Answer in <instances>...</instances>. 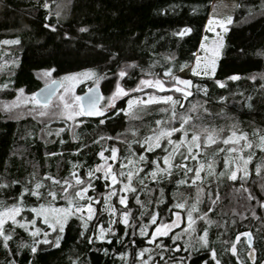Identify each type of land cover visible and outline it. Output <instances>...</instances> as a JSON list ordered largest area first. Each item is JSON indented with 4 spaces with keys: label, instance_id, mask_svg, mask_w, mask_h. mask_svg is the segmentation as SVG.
I'll list each match as a JSON object with an SVG mask.
<instances>
[{
    "label": "trees",
    "instance_id": "trees-1",
    "mask_svg": "<svg viewBox=\"0 0 264 264\" xmlns=\"http://www.w3.org/2000/svg\"><path fill=\"white\" fill-rule=\"evenodd\" d=\"M212 2L0 0V64L6 60V66H0V85H8L0 88V184L8 185L0 188V201L7 205L16 203L24 188L33 189L41 183L43 187L39 191L42 198L37 200L25 195V211L21 215L30 217L29 209L41 203H65L66 200L59 195L65 179L74 183L72 173L75 172L87 181V171L99 164L98 153L102 149L117 147L120 159L129 155V145L124 141L151 135V129L156 127L155 121L166 118L160 109L169 107L160 104L149 106L152 110L141 118H129L119 112L133 96L153 92L151 88L144 87L140 92L129 91V95L122 97L115 108L105 111L103 117L83 116L79 126L60 131L57 123L47 116L41 117L37 112L14 113L5 108L19 89L32 95L51 79L61 80L67 75L85 71H93L101 77L99 87L103 97L113 92L117 83L126 90L136 88L141 79L160 78L167 83L168 78L164 77L167 69L171 68L178 76L182 65L185 69L193 63L205 34ZM45 25H51L55 30ZM81 28L87 31L81 32ZM184 28L192 31L185 36L176 35ZM16 40L19 43H4ZM121 70L127 72L123 78L118 75ZM46 71H51L50 77L44 76ZM233 75L239 79H229ZM190 80L201 90L197 92L193 87V95L187 100L173 92L174 98L180 99L184 105V108H178V112L183 113L192 104H199L202 107L199 108L197 124L217 128L236 124L253 140L255 137L251 133L254 129L264 132V0H237L233 22L223 38L215 74L212 78ZM216 81L223 83L224 87ZM86 85L90 87L94 82L82 84L78 89L80 95ZM221 97L226 100L221 101ZM204 108L210 114L204 113ZM130 130H138L137 136L134 137ZM102 136L106 139L101 140ZM131 151L139 155V145L133 143ZM209 151V158H212ZM248 151L245 150V156ZM252 151L256 155L248 165L247 177L238 176L236 181L228 179L230 173L224 169L223 163L226 152H219L214 157L215 175L208 177L206 170L202 172L204 182L197 183L204 191L197 204L198 211L193 213L195 231L188 237L180 234L181 238L173 240L174 233L171 232L149 243L150 236L139 234L141 220L138 218L142 209L135 202V195H139L148 212H159L157 223L170 222L173 215L168 209L179 211L173 208L174 204L186 202V207L190 208L196 202V186H190V180L185 185L176 184V180L182 178L181 173L160 184L146 179L148 187L143 191L134 182L138 192L129 194L133 227L126 229L127 235L123 224L113 225L115 235L108 234L105 240L97 241L93 233L98 234L101 225L107 228L109 220L107 212L98 211L87 229L77 216L70 217L63 233L49 234L52 243H40L37 252L32 253L33 237L18 225L6 223L5 232L12 233V239L5 248L0 237V264H138L141 261L138 253L144 248L151 249L143 255L148 264H216L211 255L213 250L221 264H264V207L261 206L264 204V167L259 174L256 171L264 153L259 149ZM159 152L158 149L157 154ZM187 163L190 166L196 164L195 161ZM220 172L225 175L220 176ZM47 177H53L61 184H53ZM93 183L95 190L90 189L88 195L99 198L101 193L109 191L103 179ZM161 188L164 190V203L157 205ZM50 190L58 193L55 200L48 195ZM113 203L118 210L123 207L117 197H113ZM97 207H103V204ZM205 213L206 219H197ZM183 214L186 213L183 211ZM149 219L146 215L143 223L147 224ZM205 229L208 233L206 246L199 239ZM153 230L154 226L149 225L148 231ZM245 232L251 233V248L242 235L240 241H236L237 235ZM57 235L60 236L58 247L55 246ZM88 237H93L92 243ZM160 243L165 249L178 247L179 250H164L161 259L162 249L156 247ZM233 243L237 246L235 256L230 251ZM249 252H252V258H249ZM121 253L125 254L123 259Z\"/></svg>",
    "mask_w": 264,
    "mask_h": 264
},
{
    "label": "snow or ice",
    "instance_id": "snow-or-ice-1",
    "mask_svg": "<svg viewBox=\"0 0 264 264\" xmlns=\"http://www.w3.org/2000/svg\"><path fill=\"white\" fill-rule=\"evenodd\" d=\"M47 7V5H45ZM219 24L220 28L224 32L228 31L226 24H231L233 18L229 16L226 21L218 20L215 21ZM214 21L209 20L207 31L215 32V28L212 27ZM46 27H52L53 31L55 28L51 25H45ZM81 32H86V28H81ZM192 31L191 28H184L183 30L176 33L178 36H185ZM205 40L208 38L205 37ZM4 43H19L16 41H4ZM206 53L211 54V58L206 56L205 64L203 70H201V57L196 56L195 66L192 67L191 71L195 76H208L214 75L216 71V60L220 55V50L223 47V36L216 32V39L213 40L212 46L209 47L204 43L200 45ZM134 66V65H133ZM181 66V70H183ZM119 77L123 78L127 75L125 70L119 72ZM44 76L50 77L51 71H46ZM164 77L168 78L167 83L164 79L154 78V79H141L139 84L134 89L126 90L124 87L117 83L115 86V91L108 98L105 108L98 107L100 99H103L99 95L98 87L101 77L93 71H85L82 73H74L65 76L62 81H51V88L49 85L45 86L40 93H33L30 97H25L24 103H32L33 105L39 106L42 109H48L51 105L52 97L55 91V86L57 84L64 88V92L58 97L59 104L58 108L62 111L60 115L66 117L68 120L75 121L76 117L81 116H97L103 117L105 111L108 108H115V101L121 97H126L129 95V91L140 92L144 87L156 89L160 93H166L168 91H173L174 93H179L184 100L193 95L191 89L196 88V91L201 90L199 85H193V82L188 79H182L179 76H175L171 68L164 72ZM231 80H238L239 76L233 75L229 77ZM254 79V78H253ZM84 80H93L94 86L88 89V94L85 96H77L74 94V88L77 83H81ZM67 82V84H65ZM220 87H224V84L220 81H216ZM8 85H0V88H7ZM206 94V89H204ZM19 94L24 93V89L18 90ZM44 95L43 100H41V94ZM73 93L71 97L67 94ZM19 99V97H18ZM251 99V97H249ZM221 101H225V97L220 98ZM206 103V101H205ZM165 104L168 108L160 109L161 112L165 113L166 118L159 119L155 121V128L151 129V135L143 137V139H134L133 141H124L129 145V155L120 159L118 153L119 149L117 147H111L107 150H101L98 155L102 161L96 165L94 169H89L87 171V181L82 179L75 172L72 173V178L74 183L65 179L61 184V181L56 180L53 177H47L51 179L53 184H61V190L59 195L66 200L67 206L63 208L54 207L51 204H39L38 207H31L29 211L35 214V217H42L43 223L47 225L52 231H58L63 233L65 229V224L68 219L72 216L79 214V219L82 220L83 227L87 229L88 222L92 221L94 217L97 216L98 211L103 213L107 212L109 215L108 227L105 228L103 225L99 227V234L93 233V237L97 240H105L108 234L115 235L113 225L123 224L125 226V235H127L126 229L128 227H133L130 220L133 216L132 210L129 208V194L135 195L138 192V187L134 186V182L139 186V190H146L148 185L145 184V180L148 179L156 184H160L165 180H170L174 175H180L182 173V178L176 180L177 185H185L191 181L190 186H196V202H194L190 208L187 209V228L185 231H195L194 225L196 220L193 217V213L198 211L197 204L200 202V194L204 191L202 187L197 183L198 181L202 184L204 182V176L202 172H205L208 177L215 175V155L219 152H226L229 155L224 157L223 163L224 167L229 170L228 179L236 181L238 179V173L243 172V176L247 177L249 175L248 165L253 161L256 155L253 149H259L261 153H264V132L261 129H254L251 133L255 140L250 139V134L239 128L238 125L233 124L228 128H217L213 126H205L203 124H197L199 116V108L202 107L199 104H192L185 112H178V108H184L180 99L174 98L173 95H156L149 94L147 99H141L140 97H135L134 99L128 100L127 109H119V112H123L126 115H131L133 118H141L143 114L148 113L152 109L149 106ZM12 106H15L12 105ZM9 105H5L8 108ZM136 109L137 111H134ZM204 113L210 114L207 108L203 109ZM40 116L47 115V112L41 110L39 112ZM100 123L103 124L104 120L101 119ZM60 131H63L61 129ZM132 135L135 137L138 134V130H130ZM51 134V133H49ZM59 133H57L58 135ZM101 140L106 139V137H100ZM107 139H112V137H107ZM63 143V141H61ZM98 142V141H94ZM135 143L139 145V155L137 152L131 151V145ZM223 145L224 147H221ZM215 146V147H213ZM160 150L157 154V150ZM249 150L248 154L245 156V150ZM211 150V157L209 154ZM105 151L110 152V155H105ZM145 153L151 155H145ZM50 155H56L51 153ZM153 156L155 158H153ZM203 156V159L201 158ZM126 161V162H125ZM187 161H195L196 164L189 166ZM118 165V167H115ZM230 165H235L234 170L230 168ZM264 167V155L261 156V163L256 165V171L259 174L261 168ZM100 173L101 175H97ZM141 173H144L141 176ZM189 173L193 175L189 176ZM220 176H224V172L219 173ZM103 179L105 181V187L109 189L106 193H101L99 198H94L88 195L89 190H95L94 180ZM110 182V183H109ZM8 185L0 184V188H6ZM43 185L37 183L33 189L24 188L19 194L18 201L11 205L5 204L0 201V237L3 238L4 247L8 248V242L12 239V233H6L4 225L6 221H11L13 226H19L25 231H30V235L33 237V244L30 248L32 253L37 252V245L40 243L50 244L52 241L48 239L49 232L42 230L40 227H35L37 220L24 218L17 220L18 216L25 211L24 207V197L25 195L36 197L37 200L42 198V193L39 191ZM71 189L72 191H69ZM247 191V189H245ZM161 198L156 201L157 205L164 203L163 188L160 189ZM48 195L55 200L58 196L56 191H49ZM113 197L118 198L119 205L123 206L121 209H117L113 203ZM218 198V197H217ZM249 199H252L249 196ZM135 202L140 206L142 211H140L141 220L139 224V234L140 236H150L149 243H153L158 237H165L169 235V232L178 227L181 223V214L178 211H173L169 208L168 211L175 216V219L171 223H165L161 221L157 223L159 212H148L145 204L141 201L139 195H135ZM151 202V201H149ZM103 204V207H97ZM215 204V201H212ZM264 207V204L261 205ZM175 209L184 210L186 208V202H178L173 205ZM212 209L210 208L209 211ZM148 216L149 222L143 223V218ZM207 214L204 216H199L197 219H206ZM208 223H211L209 220ZM149 225L154 226V231L149 232ZM31 226V230H30ZM43 234V239H37ZM83 235V233H81ZM207 229L204 230V234L199 237L203 245L206 246L207 241ZM135 235V232H133ZM244 236L247 238L249 248L252 247L251 233L245 232L237 235L236 241H240V237ZM93 237H88L89 243L93 242ZM178 236H173L171 239L176 240ZM60 236L57 235L55 239V246H59ZM135 243V241H132ZM111 243V241H109ZM23 246V245H21ZM156 247L161 248L160 253L161 259H163V251H176L177 249L167 248L160 243L156 244ZM151 249L144 248L138 253V256L143 257L145 252H150ZM230 251L235 256L237 255L236 243H233ZM107 252V249H105ZM212 259L216 261V264H221L219 260H216L215 250L211 253ZM252 252H249V258H252ZM125 254L121 253V259H123ZM152 257L149 256V260ZM14 264V262H13ZM143 264H148V261H143Z\"/></svg>",
    "mask_w": 264,
    "mask_h": 264
},
{
    "label": "rangeland",
    "instance_id": "rangeland-1",
    "mask_svg": "<svg viewBox=\"0 0 264 264\" xmlns=\"http://www.w3.org/2000/svg\"><path fill=\"white\" fill-rule=\"evenodd\" d=\"M236 3H237V0H213L212 5H211V9H210V11H209V15H208V17H207L206 25H205V34H204V36H203V38H202L201 43H204L205 45L211 47V46H212V42H213V40L216 39V32H219V33L223 36V38H224L226 32H224L223 29L220 28L219 24H217L215 21H218V20H224V21H226L227 18H228L229 16H231V17L233 18L234 11H235V7H236ZM210 19L214 21L212 27L215 28V32L207 31L208 22H209ZM225 26L228 28L229 24H226ZM205 37H207L208 39L205 40V39H204ZM201 43H200V45H201ZM196 56H200V57H201V70H203L204 64H205V62H206L204 58H205L206 56H208L209 58H211V54H210V53H206V52H205L203 49H201V47L199 46V50H198V52H197L196 55H195V58H194L193 63H192L190 66H188V67H186L185 69H183V70L180 71V73H179V75H178L180 78L190 80V79H192V78H212V77H213V75H211V74L208 75V76H204V75L195 76V75H193L191 69H192V67L195 66V63H196ZM219 57H220V55H219ZM219 57H218L217 60H216V65H217V62H218ZM3 60H4V59H3ZM5 63H6V60L3 61V62L0 64V66H6ZM70 75H71V74H70ZM67 76H68V75H67ZM63 78H64V77H63ZM63 78L61 79V81L63 80ZM53 80H54V79H53ZM51 81H52V79L49 80V81H47V82H45V84H47V83H49V82H51ZM89 81L94 82L93 80H84V81L81 82V83H77V84L75 85V88H74V94L77 95V96H80V94L78 93V89L80 88V86H81L82 84H86V83L89 82ZM65 84H67V82H65ZM88 88H89V86L86 85V86L84 87V90H87ZM152 90H153V92H151V93H146V92H145V93H143V94H140L139 96H133V97L130 98V99H134L135 97H140L141 99H147L149 94H156V95H173V96H174L173 91H168V92H166L165 94H161V93H160L158 90H156V89H152ZM114 91H115V89H114ZM114 91H113V92H114ZM63 92H64V88H63V87H60L59 90L57 91L56 95H55L54 98L52 99V101H51V105H50V107H49L48 109H42V108H38V109H36L35 105H33L32 103H24L23 101H24L25 97H30L31 95L26 94V93L19 94V92H17V94L15 95V97H14L12 100H10L9 102L6 103V105H9V107H8L7 109H8L9 111H11V110L14 111V113H15V112H20V113H32V114H35L36 112L39 114V112H40L41 110H44V111L47 112V115H45V116H41V117H45V118H46V116H47V118H48L49 120H53L52 122H56V123H57V126H59L60 129H65V128H67V127H71V126H72V127H77V126H79V125L83 122V120H82V117H83V116H81V117H76L75 121H73V120H68L66 117L60 115V112L62 111V109L57 107V105L60 103L58 97H59V95H60L61 93H63ZM113 92H111L110 94H108V95L105 96V97L102 96V97H103V99L101 100V108H102V109L105 108V106H106V104H107V100H108V98L112 95ZM154 92H155V93H154ZM176 94H178V93H176ZM67 95H68L69 97H71V96L73 95V93H68ZM18 97H19V99H18ZM121 98H122V97H121ZM121 98H119V99H117V100L115 101V105H116V103H117ZM14 104H15V106H12V105H14ZM160 105H162V107H168V105H165V104H160ZM127 107H128V101H127L126 106H125L124 109H127ZM111 109H112V108H108L106 111H109V110H111ZM134 111H137V110L134 109ZM123 114L126 115L125 113H123ZM143 115H144V114H143ZM143 115H142V116H143ZM126 116L129 117V118H133L131 115H126ZM105 155H106V156H107V155H110V152L105 151ZM226 155H229V154L226 153ZM125 162H126V161H125ZM187 162H189V161H187ZM187 162H186V163H187ZM99 163H102L100 157H99ZM188 164H189V163H188ZM189 166H190V165H189ZM231 168L234 170L235 165H232ZM224 169H226V168L224 167ZM191 175H193V174H192V173H189V176H191ZM238 176H243V172H242V171L239 172V173H238ZM72 180L74 181V179H72ZM109 183H110V182H109ZM200 196H202V193L200 194ZM200 198H201V197H200ZM51 205L54 206V207L63 208V207H66V206H67V202H65V203H63V204H54V203H53V204H51ZM37 207H38V206H37ZM188 208H189V207H188ZM188 208L186 207L184 210L178 209V210H179L178 212H180V214H181V223H180V225H179L178 227L173 228V229L169 232V234H171V232H173V233H174V236H178L179 238H181V237H180V236H181L180 234L184 235L185 237H188V236L192 235V233H193L194 231H185V229H186L187 226H188V225H187V209H188ZM183 211H184L186 214H183ZM194 213H195V212H194ZM76 216L79 217V214H77ZM24 218L36 219V220H37V223H36L35 227H40L42 230H46V231H48L50 235H52V234H54V233H59L58 231H52L51 229H49V228L47 227V225H45V224L43 223V218H42V217H35V214H34V213H31L30 217H28V216H23V215L18 216V217H17V220H21V219H24ZM174 219H175V216L173 215L172 220H174ZM68 220H69V219H68ZM172 220H171V221H172ZM80 221L82 222V224L84 223L82 220H80ZM171 221L168 222V223H171ZM8 222L11 223V221H6V223H8ZM90 222H91V221L88 222V226H89ZM6 223H5V224H6ZM11 224H12V223H11ZM4 226H5V225H4ZM30 230H31V226H30ZM153 231H154V230H153ZM27 232L30 234V231H27ZM98 234H99V232H98ZM98 234H97V235H98ZM158 238H162V237H158ZM158 238H157V239H158ZM38 239H40V240L43 239V234H42V233H41V235L38 237ZM48 239H49V238H48ZM96 240H97V239H96ZM149 240H150V238H149ZM149 240H148V242H149ZM97 241H99V240H97ZM187 247H188V246H185V248H187ZM185 248H184V249H185ZM138 259L141 260L138 264H143V261H145V259H143V257H140V256H138ZM142 259H143V260H142ZM123 264H126V263H123Z\"/></svg>",
    "mask_w": 264,
    "mask_h": 264
},
{
    "label": "water",
    "instance_id": "water-1",
    "mask_svg": "<svg viewBox=\"0 0 264 264\" xmlns=\"http://www.w3.org/2000/svg\"><path fill=\"white\" fill-rule=\"evenodd\" d=\"M55 80H56V81H61V80H59V79H55ZM46 85H49L50 88L52 87V86H51V82H49V83H47V84H44V85L40 86V88H38V89L36 90L35 93H40L42 89H45V86H46ZM93 86H94V85L90 86L89 88H91V87H93ZM59 88H60V85L57 84V85L55 86V91H54V94H53L52 99H53L54 96L56 95V93H57V91L59 90ZM89 88H88V89H89ZM88 89L85 90L84 93H82L80 96L83 97V96H85L86 94H88ZM98 92H99V95H100V96L103 95L100 87H98ZM44 95H46V93H42V94H41V100H43ZM101 100H102V99L99 100L98 107H100ZM84 117H87V118H96L97 116H84ZM177 248H178V247H177ZM177 248H176V249H177ZM178 249H179V248H178ZM176 251H178V250H176Z\"/></svg>",
    "mask_w": 264,
    "mask_h": 264
}]
</instances>
